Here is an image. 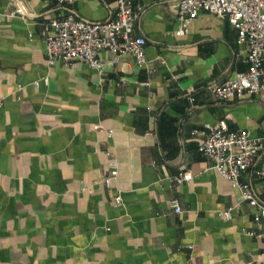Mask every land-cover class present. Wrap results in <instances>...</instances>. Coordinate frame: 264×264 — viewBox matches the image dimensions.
<instances>
[{
    "label": "crops",
    "instance_id": "0c3cea01",
    "mask_svg": "<svg viewBox=\"0 0 264 264\" xmlns=\"http://www.w3.org/2000/svg\"><path fill=\"white\" fill-rule=\"evenodd\" d=\"M132 1L153 71L108 51L101 70L48 65L51 20L106 22L116 0H0V264H264L257 209L225 218L240 192L198 150L206 124L261 138L241 181L264 204V98L211 94L248 68L237 31L201 13L178 36V0ZM20 6L25 18L8 16ZM109 153L118 177L101 183Z\"/></svg>",
    "mask_w": 264,
    "mask_h": 264
},
{
    "label": "built area",
    "instance_id": "2783aa9c",
    "mask_svg": "<svg viewBox=\"0 0 264 264\" xmlns=\"http://www.w3.org/2000/svg\"><path fill=\"white\" fill-rule=\"evenodd\" d=\"M79 0H57L60 5H74ZM178 28L176 34L184 36L190 24L201 14L208 13L225 19L237 31V43L244 47L248 68L236 74L235 78L211 89L212 97L224 101L244 96L264 98V0H178L175 3ZM140 7L135 8L132 0H116L115 16L106 22H88L70 13L48 23L49 33L45 35V51L49 66L57 63L69 64L81 61L91 68L101 70L106 62L100 58L102 51H108L117 61L131 57L139 66L153 65L146 57L145 40L135 35L134 28ZM25 8L20 6L8 13L10 17L25 18ZM45 81H47L45 79ZM4 98L0 96V112ZM101 129L100 126H97ZM207 131L200 144L199 152L210 162V167L238 188L241 201L222 215L230 219L232 210L240 208L241 202H248L257 209L255 222L264 224V204L254 195L248 184L241 181L242 174L253 164L263 146L261 138H252L249 132L229 131L224 122L216 126L205 125ZM112 135L111 130L108 131ZM111 157L110 170L100 178L101 183H110L118 177V163ZM264 179V170L260 172ZM192 178L189 170L171 177L177 183ZM121 195L115 202L120 204ZM175 213L182 211L177 199H172Z\"/></svg>",
    "mask_w": 264,
    "mask_h": 264
}]
</instances>
